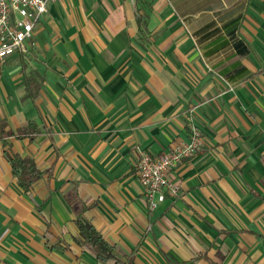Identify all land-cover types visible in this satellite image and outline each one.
<instances>
[{"label":"crops","instance_id":"1","mask_svg":"<svg viewBox=\"0 0 264 264\" xmlns=\"http://www.w3.org/2000/svg\"><path fill=\"white\" fill-rule=\"evenodd\" d=\"M190 112L203 145L151 209L140 152L188 142ZM2 120L41 131L0 139V264H117L76 242L83 207L121 264H264V0H53L0 66ZM9 145L44 171L29 193Z\"/></svg>","mask_w":264,"mask_h":264},{"label":"built area","instance_id":"2","mask_svg":"<svg viewBox=\"0 0 264 264\" xmlns=\"http://www.w3.org/2000/svg\"><path fill=\"white\" fill-rule=\"evenodd\" d=\"M53 0H0V66L15 56H27L40 20L48 13ZM190 132L188 142L174 146L170 151L151 155L141 151L137 161L139 183L150 201L151 209L166 195L177 197L180 185L170 173L184 160L197 154L203 145V136L192 112L186 116Z\"/></svg>","mask_w":264,"mask_h":264},{"label":"trees","instance_id":"3","mask_svg":"<svg viewBox=\"0 0 264 264\" xmlns=\"http://www.w3.org/2000/svg\"><path fill=\"white\" fill-rule=\"evenodd\" d=\"M138 20L141 25L144 24L142 16H139ZM27 78L28 88L24 99L39 98L40 91L45 82L44 77L38 71L31 70ZM7 125L6 120L0 122V139L6 140L15 135L18 137L33 136L41 131V128L35 124V121H30L27 127L20 128L17 133L11 130L5 131ZM4 144L5 146L7 145L6 142ZM4 153L12 166V174L17 179L19 186L25 193H29L35 184L43 178L44 171L39 168L34 158L14 153L11 149V145L5 148ZM86 210L87 207H83L82 211L76 217L75 222L78 232L76 242L80 246L86 247L92 251L100 262L105 263L114 260L117 264H121V259L117 255L115 247L104 238L102 233L98 231L93 223L84 215Z\"/></svg>","mask_w":264,"mask_h":264}]
</instances>
